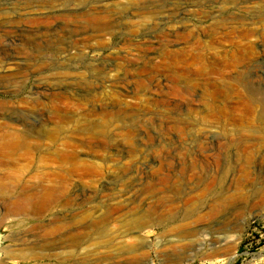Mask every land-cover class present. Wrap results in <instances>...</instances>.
Returning a JSON list of instances; mask_svg holds the SVG:
<instances>
[{
	"label": "rangeland",
	"instance_id": "374dc122",
	"mask_svg": "<svg viewBox=\"0 0 264 264\" xmlns=\"http://www.w3.org/2000/svg\"><path fill=\"white\" fill-rule=\"evenodd\" d=\"M27 98L37 162L77 155L41 210L0 175V264H264V0H0V100Z\"/></svg>",
	"mask_w": 264,
	"mask_h": 264
},
{
	"label": "bare ground",
	"instance_id": "6f19581e",
	"mask_svg": "<svg viewBox=\"0 0 264 264\" xmlns=\"http://www.w3.org/2000/svg\"><path fill=\"white\" fill-rule=\"evenodd\" d=\"M26 10L32 11L35 9H26ZM103 17L105 18V16ZM32 23L36 24V21H33ZM84 25L87 24L85 23ZM20 30L22 32H26L23 31L24 29H22L21 27ZM40 32H41V28H36V29L28 30L26 33L30 34L28 36L31 35L36 36L37 34H40ZM26 62H27L26 60H22V62H14L13 64L16 66L13 69L14 72L21 71L22 69L21 64L25 63L26 65ZM34 103L36 105L38 104V101ZM32 106L33 105L30 103L28 98L20 99L16 101L0 100V132H2V140L0 142V175H11V176L26 175V176H30V178L33 180L36 179V181L32 180L33 181L31 183L32 186L30 185V182L28 183L29 186L31 187L25 185L22 188V190L19 192V195H21V197L23 198L24 200L23 203L27 202L29 203V205L34 203L36 204V206H38L37 207L38 209L40 207H43L44 209L46 205L48 204L50 205L51 203L55 202L58 196V190H57L58 172L56 168V158L63 156L64 159L69 160V159H74L77 154L74 146L67 145L68 146L67 150L63 151L62 153L57 149L50 150V155L53 156V158L50 160L51 164L46 165L37 162V158L34 156L33 152L31 151L36 149L39 150L38 147L40 146V143H36L34 147L27 141V137L30 136L32 132L34 133V130L31 128V126H32V122H35L32 120L33 118L32 115L35 114V108ZM63 116L66 115L64 114ZM65 118L66 117H64V119ZM77 135L78 136L80 135L82 138L81 133H78ZM87 139L88 138L86 137V140ZM80 141L81 140H79V142ZM84 142L87 143L88 141H84ZM16 155L26 157L29 161L28 164L26 165L22 164L19 166L15 165V167H9L8 163L15 161ZM0 186L3 188L5 185L0 183ZM29 188H32V190ZM2 190L3 189H0V191ZM30 190L35 192L34 193L28 192ZM226 239L229 240V236H226L225 240ZM78 246L79 245L77 244L68 245L66 247L67 249L66 251H59L56 254L48 253L46 252L45 249H42L40 252H36L34 255L36 256L41 255L42 261H48L49 264L51 263L52 260H54V258L56 260V264H79L80 262H77V258H76L77 257L76 250ZM57 249L61 250V247H58ZM7 254L9 259L12 261H15L17 259L21 260V256L16 252L10 251ZM86 257H87V253L83 254V260Z\"/></svg>",
	"mask_w": 264,
	"mask_h": 264
},
{
	"label": "water",
	"instance_id": "95a60500",
	"mask_svg": "<svg viewBox=\"0 0 264 264\" xmlns=\"http://www.w3.org/2000/svg\"><path fill=\"white\" fill-rule=\"evenodd\" d=\"M1 245H2V235L0 234V248H1ZM2 256V253L0 252V258Z\"/></svg>",
	"mask_w": 264,
	"mask_h": 264
}]
</instances>
